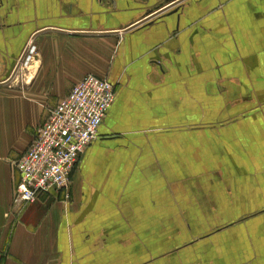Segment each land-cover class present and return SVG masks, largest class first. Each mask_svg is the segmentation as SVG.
<instances>
[{
  "label": "crops",
  "instance_id": "crops-1",
  "mask_svg": "<svg viewBox=\"0 0 264 264\" xmlns=\"http://www.w3.org/2000/svg\"><path fill=\"white\" fill-rule=\"evenodd\" d=\"M89 74L116 99L70 198L16 205L14 163ZM175 253L264 264V0H0V264Z\"/></svg>",
  "mask_w": 264,
  "mask_h": 264
},
{
  "label": "built area",
  "instance_id": "built-area-1",
  "mask_svg": "<svg viewBox=\"0 0 264 264\" xmlns=\"http://www.w3.org/2000/svg\"><path fill=\"white\" fill-rule=\"evenodd\" d=\"M116 99V84L93 74L75 84L50 110L27 150L14 163L20 172L14 202L35 203L44 194L70 198L72 175Z\"/></svg>",
  "mask_w": 264,
  "mask_h": 264
},
{
  "label": "rangeland",
  "instance_id": "rangeland-1",
  "mask_svg": "<svg viewBox=\"0 0 264 264\" xmlns=\"http://www.w3.org/2000/svg\"><path fill=\"white\" fill-rule=\"evenodd\" d=\"M31 59V57H30V55L29 56H25L24 57V59L22 60V61H20L19 62V65L17 66V68H16V62L14 63V65H13V71H10V74L9 75H11V79L10 80H8L9 81V83H11L12 81H14V79L16 78V76L18 75V73H20V71H21V69H22V67L23 66H25V65H27V63L29 62V60ZM10 77V76H9ZM40 198H41V196L39 197V199L37 200V201H39L40 200ZM55 199V198H54ZM58 201H59V199H57ZM36 201V202H37ZM175 211H177V210H175ZM188 211L189 210H187L185 213H187L186 215H188ZM170 212H172L171 214H170V217H173V214H174V211L173 210H170ZM176 217V216H175ZM178 226V228L179 229H181L182 228V225L181 224H178L177 225ZM176 226V227H177ZM219 225H217V227H218ZM172 227H175L174 225H172ZM210 229H211V227H210ZM182 230V229H181ZM200 230H202L201 232H200ZM200 230H198L197 232H196V235H195V237H198L199 235H202V233H204V232H206L207 230L205 229V228H200ZM180 231V230H179ZM201 237V236H200ZM186 240V239H185ZM173 241L176 243V244H179V243H181V244H183L184 243V234L182 235V237H181V239H179L177 236H176V238H174L173 239ZM194 251V250H193ZM177 254H179V253H175V254H171V255H169V256H167V257H165L164 259L165 260H167V261H165V262H167V264H177V262H176V259H177ZM155 264V263H154Z\"/></svg>",
  "mask_w": 264,
  "mask_h": 264
},
{
  "label": "water",
  "instance_id": "water-1",
  "mask_svg": "<svg viewBox=\"0 0 264 264\" xmlns=\"http://www.w3.org/2000/svg\"><path fill=\"white\" fill-rule=\"evenodd\" d=\"M173 6H174V5H173ZM173 6H169V7H167V8H164V10H161V11L168 10V9H170V8L173 7ZM176 11H177V10L175 9L173 12H176ZM159 13H161V12H159ZM159 13H157V14H159ZM157 14H154V15L156 16ZM154 15H153V16H148V17H146L145 20H143L141 23L149 22V21L154 17ZM149 23H151V22H149Z\"/></svg>",
  "mask_w": 264,
  "mask_h": 264
}]
</instances>
